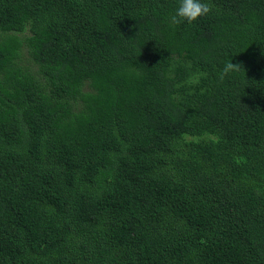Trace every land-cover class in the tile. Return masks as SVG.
Listing matches in <instances>:
<instances>
[{
	"label": "trees",
	"instance_id": "1",
	"mask_svg": "<svg viewBox=\"0 0 264 264\" xmlns=\"http://www.w3.org/2000/svg\"><path fill=\"white\" fill-rule=\"evenodd\" d=\"M203 2L0 0V264H264V0Z\"/></svg>",
	"mask_w": 264,
	"mask_h": 264
},
{
	"label": "clouds",
	"instance_id": "2",
	"mask_svg": "<svg viewBox=\"0 0 264 264\" xmlns=\"http://www.w3.org/2000/svg\"><path fill=\"white\" fill-rule=\"evenodd\" d=\"M212 11V6L203 0H179L178 6L174 15L170 17L171 23L179 25L182 22L189 24L196 22L198 19L209 15ZM243 71L242 65L233 64L228 61L219 72L220 80H223L231 72Z\"/></svg>",
	"mask_w": 264,
	"mask_h": 264
}]
</instances>
